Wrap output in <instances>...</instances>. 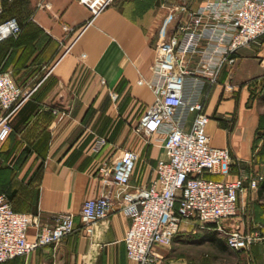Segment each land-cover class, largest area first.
Returning <instances> with one entry per match:
<instances>
[{
	"label": "crops",
	"instance_id": "0c3cea01",
	"mask_svg": "<svg viewBox=\"0 0 264 264\" xmlns=\"http://www.w3.org/2000/svg\"><path fill=\"white\" fill-rule=\"evenodd\" d=\"M177 2L113 0L90 21L89 9L78 0H0V22L15 17L22 27L18 37L0 42V71L10 73L19 86L34 89L12 116L11 131L0 147V192L15 210L39 212L44 224L58 212H71L79 223L85 200L106 192L114 202L119 198L122 188L104 183L99 168L104 160L118 159L125 148L140 154L132 185L146 186L155 177L157 160L165 157L164 135L147 143L135 127L153 99L148 83L155 46L163 39L169 8ZM201 2L194 0L193 5ZM176 22L170 23V33ZM259 39L241 48L234 63L224 61L215 82L192 75L185 81V98L204 103L211 144L228 148L235 158L231 178L260 174L254 159L259 112L252 99L253 79L240 67L244 60L260 67L264 38ZM197 61L190 59L189 68ZM100 137L106 143L95 152ZM258 190H240L238 213L225 221L228 228L260 227L264 232ZM129 224L127 213L114 205L108 222L97 224L92 237L75 231L3 264H133L124 243ZM34 237L30 227L28 238ZM205 244L233 256L219 258L218 264H264V239L237 252L212 226L182 225L167 247ZM164 247H153L156 264L166 255ZM178 260L200 262L182 254Z\"/></svg>",
	"mask_w": 264,
	"mask_h": 264
},
{
	"label": "built area",
	"instance_id": "2783aa9c",
	"mask_svg": "<svg viewBox=\"0 0 264 264\" xmlns=\"http://www.w3.org/2000/svg\"><path fill=\"white\" fill-rule=\"evenodd\" d=\"M78 1L89 9L91 21L113 0ZM193 2L178 0L169 8L148 83L153 99L135 127L147 143L164 135L165 157L157 160L155 177L146 186L131 184L140 155L135 149L125 148L118 159L104 160L99 168L102 181L121 187L122 192L115 202L109 192L85 200L79 223L73 213L58 212L50 224H44L39 212L15 210L8 195L0 192V264L39 246L57 244L75 231L92 237L97 224L108 222L114 205L130 218L124 243L133 264H152L153 247L169 245L182 225L212 226L237 252L264 239L260 227L242 230L225 225L238 213L240 190H256L263 176L230 177L235 158L228 148L211 144L204 103L184 96L188 75L215 82L224 61L234 63L241 48L264 37V0H202L197 6ZM173 20L177 22L170 33ZM21 31L15 17L0 22V42L18 37ZM190 59L198 60L194 68L188 66ZM33 92L0 71V147L11 131L12 116ZM190 113L194 114L191 121ZM105 143V137L98 138L93 150L99 151ZM30 227L35 228L32 240Z\"/></svg>",
	"mask_w": 264,
	"mask_h": 264
},
{
	"label": "rangeland",
	"instance_id": "374dc122",
	"mask_svg": "<svg viewBox=\"0 0 264 264\" xmlns=\"http://www.w3.org/2000/svg\"><path fill=\"white\" fill-rule=\"evenodd\" d=\"M264 38V37H260ZM261 40V39H259ZM263 56H259V64L258 66L257 62L249 63L246 60L242 61L240 67L243 70H249L248 74L250 75L249 78L253 79L251 84L253 86L252 88V99L255 101L254 104L256 105L258 112H259V123L258 128L256 131V151L254 153V159L259 164L260 173L263 178L261 179L259 186L256 190L260 188V184L264 180V64H263ZM251 66V67H250ZM260 69L258 72L257 69ZM257 72V73H256ZM247 75V72L245 71L244 75ZM245 78V77H244ZM250 84V85H251ZM139 162V160H138ZM253 172H255V169H252ZM261 200L264 202V193L261 197ZM260 204V203H258ZM264 204V203H263ZM175 251H174V249ZM163 251H165L166 255H162L163 257L159 261V264H182L179 259L180 255L185 256H194L195 258H198L200 262L196 264H208L211 260L213 261V264H218L220 262L219 258H232L230 254H223L217 249H214L210 247V245L205 244L203 246L197 247V246H186V245H171L170 247H164ZM187 254V255H186ZM189 254V255H188ZM203 259H206V263H202ZM152 264H156L154 261Z\"/></svg>",
	"mask_w": 264,
	"mask_h": 264
},
{
	"label": "trees",
	"instance_id": "16d2710c",
	"mask_svg": "<svg viewBox=\"0 0 264 264\" xmlns=\"http://www.w3.org/2000/svg\"><path fill=\"white\" fill-rule=\"evenodd\" d=\"M258 192L260 193V195H263V192H264V180L260 184V188H259Z\"/></svg>",
	"mask_w": 264,
	"mask_h": 264
}]
</instances>
